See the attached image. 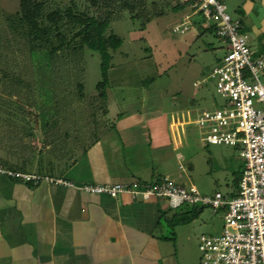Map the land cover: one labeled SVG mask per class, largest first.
I'll use <instances>...</instances> for the list:
<instances>
[{"label":"rangeland","instance_id":"obj_1","mask_svg":"<svg viewBox=\"0 0 264 264\" xmlns=\"http://www.w3.org/2000/svg\"><path fill=\"white\" fill-rule=\"evenodd\" d=\"M55 1L61 5L69 2ZM158 1L166 2L167 8L153 17L145 29L127 11L115 12L110 29L122 37L123 43L111 61L106 97L98 98L95 85L101 79L99 54L85 49L57 54L49 60L40 53L32 56L23 39L13 35L6 22L7 15L18 10L19 0H0L1 163L12 160L17 166L25 162L28 166L39 161L33 157L41 150L36 141L40 137L41 143L47 139L55 143L54 157L51 154L42 160L61 168L77 156L76 151L85 147L88 140L105 136L107 129L115 130L113 125L122 101L139 107L134 103L141 101L144 87L156 94L169 120L178 116L184 121L177 128L182 158L171 163L172 178L196 186L201 195L211 196L219 191L229 198L230 193L237 194V180L245 165L240 156L242 146L206 144L204 129L195 122L201 110L225 103V98L216 92L215 80L207 77L225 54L224 43L212 27L213 31L203 30L206 24L199 14L189 19L184 33L173 31L191 13V7L188 4L171 8L184 0ZM251 1L256 4L254 15H246L243 10L247 0H224V4L227 13L243 20L248 44L258 55L264 48V38L262 32L252 29L251 19L263 10L259 0ZM205 77L206 82L193 85ZM78 84L82 85L81 94ZM179 165L183 168L179 169ZM223 213L222 208L205 206L191 222L163 227L164 234L176 240L180 264H201L199 239L202 235L222 233Z\"/></svg>","mask_w":264,"mask_h":264},{"label":"crops","instance_id":"obj_2","mask_svg":"<svg viewBox=\"0 0 264 264\" xmlns=\"http://www.w3.org/2000/svg\"><path fill=\"white\" fill-rule=\"evenodd\" d=\"M254 2L247 0L246 15H254ZM258 5L263 13L251 19L256 33L264 31V0ZM141 92V101L134 103L139 107L120 103L113 132L107 129L105 136L88 140L61 168L42 160L54 157L55 143L47 138L41 143L40 137L41 150L33 157L39 161L28 166L0 162L6 169L73 184H33L0 174V264H180L176 240L163 232V213L172 212L166 199L113 198L80 189L91 183L172 177L171 163L182 158L177 128L184 121L178 116L169 120L152 90L143 87Z\"/></svg>","mask_w":264,"mask_h":264},{"label":"built area","instance_id":"obj_3","mask_svg":"<svg viewBox=\"0 0 264 264\" xmlns=\"http://www.w3.org/2000/svg\"><path fill=\"white\" fill-rule=\"evenodd\" d=\"M188 1V0H184ZM191 13L174 26L184 33L193 15H201L206 26L214 27L225 46V54L207 77L215 80L216 92L225 98L220 107L201 110L195 122L204 129V142L210 145H237L245 159L235 196L224 198L216 191L201 195L196 186L163 176L152 182L91 183L80 189L109 197L126 195L132 200L164 198L170 208L183 204L208 205L224 209V227L218 236L202 235L198 249L201 264H264V55L255 56L238 18L226 11L222 0H193ZM202 78L193 82L199 86ZM179 168L183 167L179 165ZM0 174L22 182L41 181L72 186L61 178L19 172L0 166Z\"/></svg>","mask_w":264,"mask_h":264},{"label":"trees","instance_id":"obj_4","mask_svg":"<svg viewBox=\"0 0 264 264\" xmlns=\"http://www.w3.org/2000/svg\"><path fill=\"white\" fill-rule=\"evenodd\" d=\"M191 2L193 0L178 2L171 8L187 6ZM166 4L158 0H69L67 5H61L55 0H19L18 10L7 15L6 22L11 33L23 39L32 56L40 53L49 60L66 52L72 54L85 49L97 52L101 79L95 85L96 96L105 98L109 86L108 71L113 66L111 61L114 52L123 43L122 37L110 29L115 12L127 11L131 19H139L141 29H145L153 17L164 13ZM238 19L243 27V20ZM211 27H203V30L213 31L214 27ZM262 36L264 38V31ZM254 55H264V48ZM77 87L79 93L83 91L82 85L78 84ZM240 177L237 180V192ZM235 195L231 193V197ZM205 206L208 205L183 204L170 208L174 212L170 215L163 213V221L171 227L189 223Z\"/></svg>","mask_w":264,"mask_h":264}]
</instances>
